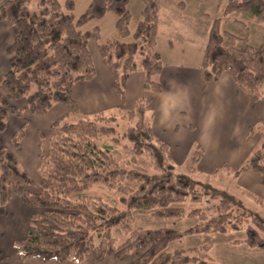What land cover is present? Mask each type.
Segmentation results:
<instances>
[{
    "label": "trees",
    "instance_id": "obj_1",
    "mask_svg": "<svg viewBox=\"0 0 264 264\" xmlns=\"http://www.w3.org/2000/svg\"><path fill=\"white\" fill-rule=\"evenodd\" d=\"M73 9L74 0H67L66 8L60 0H0V21L15 27L13 40L6 49L9 68L0 72V87L7 90L6 95L0 92V128L6 126L9 110L22 114V108L8 106L10 97L27 95L28 107L34 115L47 112L56 102L67 103L77 110L69 88L96 74L88 46L92 31L79 27L83 20L114 10L121 37L129 32V0H92L78 21ZM226 11L264 21V0H228ZM158 12L156 0H144L134 39L114 38L99 43L101 56L113 73L114 87L122 96L128 77L138 70L145 73L148 89H162L157 79L164 65L156 50ZM218 23L216 20L210 30L201 63L203 77L215 79L227 72L255 99L264 98V34L258 46L248 42L243 46H226ZM227 33L233 39L236 37ZM32 85H36L34 91ZM149 101L138 98L133 108L120 112L130 124L122 137L128 138L134 153L148 157L155 168L153 173L128 168L109 147L98 144L97 139L104 136L120 140L116 127L106 123L108 118H118L114 112L76 114L79 117L73 120L65 116L55 120L48 130L49 148L40 155L37 181L21 168L16 153L0 142V214L14 195H21L35 207L27 236L16 243L24 259L63 262L97 255L103 260L134 253L136 258L131 264H209L208 247L169 251V242L180 238L182 232L173 227L136 228L132 223L133 210L179 217L185 212L179 203L206 199L207 208L213 210L201 211L200 221L191 231H225L241 225L240 213L230 210L235 205L233 197L221 188L202 184L193 175L198 170L202 148L193 151L185 165L187 172L177 170L168 144L153 135L147 116ZM29 122L27 119L14 135L15 147H19ZM259 128L263 134L261 147L237 172L252 169L264 177V118ZM44 135L45 132H39L41 138ZM99 183L117 189L125 207L119 208L87 193ZM218 194L223 196L217 200ZM255 221L264 230V222ZM115 231L125 236L120 243ZM245 240L251 246H264V238L252 225L247 227Z\"/></svg>",
    "mask_w": 264,
    "mask_h": 264
},
{
    "label": "crops",
    "instance_id": "obj_2",
    "mask_svg": "<svg viewBox=\"0 0 264 264\" xmlns=\"http://www.w3.org/2000/svg\"><path fill=\"white\" fill-rule=\"evenodd\" d=\"M14 33V26L0 21V51L8 62L6 49ZM88 46L96 74L69 88L77 110L67 103L56 102L47 112L35 115L36 130H47L63 116L125 111L133 108L138 98H149L147 116L153 135L168 144L176 167L185 166L193 151L200 147L203 153L197 161L199 171L213 172L221 166H228L241 193L251 197L246 193L251 192L264 200V177L252 169L237 172L262 143V135L258 133L253 137L251 130L264 117V98L255 99L227 72L215 79H205L200 62L176 61L165 63L158 73L157 79L162 84L160 91L148 89L145 73L138 70L128 77L122 96L114 87L113 73L101 56L95 34L91 33ZM7 69L1 67L0 72ZM31 159L35 160L34 153ZM25 170L31 178L34 176L35 181L38 180V170L27 167ZM34 210L35 207L21 195H14L6 203L4 213L0 214V264H130L126 258L115 255L103 260L92 255L81 261L67 259L63 262L24 259L16 243L27 236Z\"/></svg>",
    "mask_w": 264,
    "mask_h": 264
},
{
    "label": "rangeland",
    "instance_id": "obj_3",
    "mask_svg": "<svg viewBox=\"0 0 264 264\" xmlns=\"http://www.w3.org/2000/svg\"><path fill=\"white\" fill-rule=\"evenodd\" d=\"M60 1L63 7L66 8L67 0ZM91 1L74 0L73 14L76 21L80 20ZM156 1L159 4L156 50L160 54L163 64L175 61L192 64L197 62L202 63L210 30L216 20L219 22L218 26L224 34L223 44L226 46L230 44L243 46L246 42L258 46L262 42L264 21L237 11L228 13L226 11L228 0ZM143 6L144 0H129V9L131 12L129 32L124 37H121L117 30L116 23L118 15L114 10H108L100 17L85 19L80 23L79 27L83 30L92 31V34H95L98 38L99 43L114 38L132 40L134 39L137 24L141 19ZM234 14L239 15L234 16ZM227 31L236 34V37L234 39L231 38ZM1 67L9 68V62L7 60L5 61L3 51H0V69ZM35 89L36 85H32L31 91ZM0 92L3 95L7 94V90L3 86L0 87ZM13 105L22 108V114H15L9 110L6 126L0 128V142L6 148H10L16 153L21 168L25 170V167H27L32 171L38 170L41 163L40 155L42 152L46 153L49 148V128L47 130L40 128L36 130L34 122L35 115L31 113L28 107L27 95L17 99L10 97L8 106ZM114 113L118 115V118L115 120L108 118L106 123L116 127L117 136L120 137V140L115 141L112 136L101 137L97 139L100 147H109L118 158L124 161L128 168L147 173L155 172V168L148 157L143 154L134 153L131 150V143L128 138L122 137L130 125L127 118L120 111ZM77 117L79 116L74 114L66 118L73 120ZM27 119L30 122L25 128L24 135L20 138L19 147H15L13 137L22 128ZM261 121L251 130L253 137H256L258 133L263 136L259 128ZM40 131L45 132L43 138L39 136ZM33 153L35 156L34 161L31 159ZM177 170L179 172L188 171L185 166L177 167ZM230 171L232 169L228 166H221L217 168V171L213 172L196 170L193 175L202 184L205 183L212 187L221 188L233 197L235 205L230 210L240 213L242 217L240 226L236 228L231 227L225 231H191L190 229L200 221L201 211L210 212L213 210L207 208L209 203L206 199H203L201 201L186 200L185 202L179 203L185 209L184 214L179 217L154 216L152 211L134 209L132 213L134 227L176 228L182 234L180 238L170 241L167 249L173 251L180 248L188 249L195 246H206L208 247L209 264H264V246H251L245 240L246 230L249 225L256 227L260 236L264 238V230L255 221L264 222V200L259 198L260 201L255 199L253 195L249 197L241 193L236 188L237 183L235 177L231 175L233 173H229ZM32 179L36 180L34 176ZM35 189L34 187H30V190ZM87 193L119 208L125 207L121 201V193L117 189L107 185L101 183L96 184L90 187ZM222 196L218 194L217 200L222 198ZM115 233L117 243H120L125 236L117 231ZM124 258L131 264L136 258V254L129 253Z\"/></svg>",
    "mask_w": 264,
    "mask_h": 264
}]
</instances>
